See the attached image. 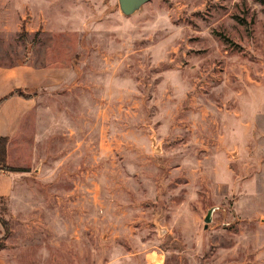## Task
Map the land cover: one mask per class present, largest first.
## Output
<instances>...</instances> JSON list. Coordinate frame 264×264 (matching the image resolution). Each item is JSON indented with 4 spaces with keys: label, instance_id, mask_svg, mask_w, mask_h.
I'll use <instances>...</instances> for the list:
<instances>
[{
    "label": "rangeland",
    "instance_id": "374dc122",
    "mask_svg": "<svg viewBox=\"0 0 264 264\" xmlns=\"http://www.w3.org/2000/svg\"><path fill=\"white\" fill-rule=\"evenodd\" d=\"M24 5L65 78L7 161L0 260L264 264V0Z\"/></svg>",
    "mask_w": 264,
    "mask_h": 264
},
{
    "label": "crops",
    "instance_id": "0c3cea01",
    "mask_svg": "<svg viewBox=\"0 0 264 264\" xmlns=\"http://www.w3.org/2000/svg\"><path fill=\"white\" fill-rule=\"evenodd\" d=\"M25 1V2H24ZM28 0H0V136L9 139L8 164L12 152L33 124L44 122L42 101L47 90L60 86L61 70L39 65L35 53L27 54L19 40ZM21 92L22 94H19ZM21 180L20 174L0 172V200H9ZM0 264H5L0 260Z\"/></svg>",
    "mask_w": 264,
    "mask_h": 264
},
{
    "label": "water",
    "instance_id": "95a60500",
    "mask_svg": "<svg viewBox=\"0 0 264 264\" xmlns=\"http://www.w3.org/2000/svg\"><path fill=\"white\" fill-rule=\"evenodd\" d=\"M150 0H119L120 10L125 16H132L142 9V7L149 3ZM215 208L208 212L205 218V229H208L209 224L212 222V216Z\"/></svg>",
    "mask_w": 264,
    "mask_h": 264
},
{
    "label": "trees",
    "instance_id": "16d2710c",
    "mask_svg": "<svg viewBox=\"0 0 264 264\" xmlns=\"http://www.w3.org/2000/svg\"><path fill=\"white\" fill-rule=\"evenodd\" d=\"M19 94H22L21 92H18ZM4 100L0 101V106L2 105ZM9 143L8 138H4L0 136V165H4L6 167L5 171L8 172H14L13 169L9 168L7 166V158H8V152H7V145ZM2 170L0 169V172Z\"/></svg>",
    "mask_w": 264,
    "mask_h": 264
}]
</instances>
